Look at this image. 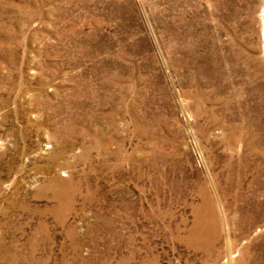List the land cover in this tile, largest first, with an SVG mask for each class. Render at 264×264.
<instances>
[{
	"label": "rangeland",
	"instance_id": "obj_1",
	"mask_svg": "<svg viewBox=\"0 0 264 264\" xmlns=\"http://www.w3.org/2000/svg\"><path fill=\"white\" fill-rule=\"evenodd\" d=\"M0 264H264V0H0Z\"/></svg>",
	"mask_w": 264,
	"mask_h": 264
},
{
	"label": "bare ground",
	"instance_id": "obj_2",
	"mask_svg": "<svg viewBox=\"0 0 264 264\" xmlns=\"http://www.w3.org/2000/svg\"><path fill=\"white\" fill-rule=\"evenodd\" d=\"M205 218H208L209 221L204 220ZM215 223L216 222H215V219L213 216V208H212L211 201L205 200L202 202L201 205H199L198 207H196L194 209V221H193L191 227L187 230L186 235L182 238V240L186 241V242H190L192 239L193 240H200V239H203L206 235L210 236L211 234H213V231H214L215 226L217 224V223L216 224ZM245 232H246V230H245ZM244 249H245V247H244Z\"/></svg>",
	"mask_w": 264,
	"mask_h": 264
}]
</instances>
